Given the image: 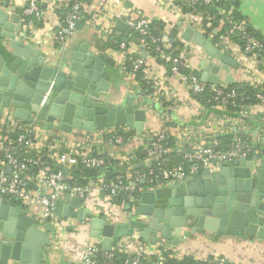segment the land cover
I'll return each instance as SVG.
<instances>
[{"label": "water", "instance_id": "obj_1", "mask_svg": "<svg viewBox=\"0 0 264 264\" xmlns=\"http://www.w3.org/2000/svg\"><path fill=\"white\" fill-rule=\"evenodd\" d=\"M84 24V18L78 20L76 29ZM21 26L19 13L0 8V44L7 47V54L0 51V112L12 111L22 121L42 120L48 130L64 133L84 130L87 135L113 126L142 131L144 109L133 102L111 106L100 98L108 82L101 74L102 60L89 51L87 42L72 53L69 62L54 65L41 49L14 38ZM114 28L122 32L125 23L118 19ZM181 38L200 46L216 61L200 62L202 82L217 85L219 70H223L227 72L224 82L234 83L229 70L238 63L231 51L218 49L188 26L182 29ZM143 56L147 58L148 52ZM244 87L238 85L240 90ZM101 171L108 178L114 173L106 168ZM28 184L37 188L31 181ZM12 200L0 196V264H44L43 254L52 243L55 226L50 222L38 225ZM125 207L130 209L131 204ZM137 207L127 222L113 223L94 215L80 197L67 193L54 202V213L71 218L76 210L89 236L106 252L121 238L134 234L143 242L169 240L172 245L180 242L181 233L264 239V157L259 166L246 158L227 159L217 170L195 171L182 181L144 191Z\"/></svg>", "mask_w": 264, "mask_h": 264}, {"label": "built area", "instance_id": "obj_2", "mask_svg": "<svg viewBox=\"0 0 264 264\" xmlns=\"http://www.w3.org/2000/svg\"><path fill=\"white\" fill-rule=\"evenodd\" d=\"M57 1L60 3L59 7L62 12L58 18L60 24L55 38L63 43L76 30V22L82 18L93 29L98 28L103 38H108L115 32L116 20L120 19L125 23L127 34L121 38L116 47L109 48L108 53L127 84L141 88L142 85L137 79V75L141 74L142 80L145 79L151 88V98L159 101L164 98L162 95L165 93L167 96L175 94L169 90L167 85L163 87L164 83L161 82V78L150 71L146 58L143 56L144 51L150 52L148 51L150 47L153 48L152 52L156 56L167 63L166 68L171 79L182 84L193 96L194 101H198L199 95L209 91L213 107L218 110L226 109L229 105L237 108L249 105L248 103L236 104L237 99L243 98L242 94L236 88L229 87L223 81L220 82V79L217 85L202 82L194 73L190 62L185 60L182 55L172 56L166 52L170 47L168 38L161 34H154L151 30L150 20L142 16L134 17L131 9L124 7L121 0ZM223 1L158 0L165 8L171 9L178 15L182 29L188 26L212 43L216 35L221 39L220 43L223 42L222 45L225 44V40L229 36L242 35L244 42L242 45H238L240 54L262 63L264 53L261 55L258 53V50L262 49L261 42L256 37L247 34V20L235 18L234 8L223 4ZM202 6L209 7L210 10L200 9ZM53 8L55 7L53 6ZM22 13L25 16L34 15L38 19H42L46 9L40 6L38 0H26L22 7ZM211 22L215 23L213 27ZM207 27H211V29L207 30ZM182 29L178 34L181 40H183L181 38ZM132 33L136 34L138 45L136 50L131 48ZM213 44L222 50L217 44ZM199 48L203 50L200 46ZM210 60L212 59L210 58ZM256 98L258 103L264 106V94L258 93ZM37 122L39 123V120L22 121L9 117L7 113H0V196L10 197L18 202L22 211L31 216L38 225L42 226L47 222L54 224L55 233L59 232L63 224L54 213V202L67 193L80 197L84 207H89L90 204L93 207L96 206L97 209H94L96 214L103 213L112 217L117 214L112 210L114 205H117L115 197H122L119 206L138 203L139 192L137 190L140 183L144 184L146 190H154L170 183L182 181L195 171L217 170L227 159L246 158L259 166L264 157V150L260 151L257 147H252L245 142L234 140L225 149L215 148L214 143L208 142L202 146L194 145L191 149L181 147L178 151L184 163L170 168H162L169 149L161 143L163 138L169 136L166 133L151 138L144 144V156L141 160L138 161L133 155L132 161L125 162L115 156H103L101 152L105 145L113 144L123 147L132 137L124 139L113 127H105L94 132L93 136L84 141L86 148L83 151L60 153L57 157L50 155L54 161L53 168H50V163L46 162L42 154L38 152L48 149V146L32 137ZM7 127L12 131H17L15 137L12 138L5 134ZM237 129V127H232L233 132H236ZM122 130L125 132L123 127ZM256 140L264 146V127L258 132ZM78 164L84 168H106L112 173L116 168L119 171L109 178H89L86 183L77 184L70 180V171ZM138 164L144 166L147 171L135 170V166ZM153 166H157L160 170L154 173ZM63 169L67 170V173ZM28 181L33 182L37 188L29 186ZM43 189H47L48 192H44ZM93 214L95 213L93 212ZM99 245H88L81 253V261L98 264L95 255L101 253L104 258L102 264H116L114 262L116 253L114 250L116 249L106 252ZM146 259L144 251H139L127 255L121 264H143ZM207 264H232V262L224 257H219L215 261H208Z\"/></svg>", "mask_w": 264, "mask_h": 264}, {"label": "crops", "instance_id": "obj_3", "mask_svg": "<svg viewBox=\"0 0 264 264\" xmlns=\"http://www.w3.org/2000/svg\"><path fill=\"white\" fill-rule=\"evenodd\" d=\"M40 6L46 9L42 19L36 16H25L22 13V7L26 0H0V8L8 12H17L21 15L22 26L16 37L26 43L33 45L42 50L46 60L54 65L67 63L71 60L72 53L77 50L84 42L89 45V51L99 57L103 62L102 76L108 82V89L101 92V99L111 106L126 104L133 102L140 108L144 109L146 118L143 122V129L137 133L134 128L123 127L125 132L133 131L132 139L126 142L123 147L110 144L105 145L107 156H115L117 159L128 162L132 161V156L136 155L137 150L144 149L149 139L168 133L172 137V150L180 154L178 149H191L194 145L202 146L208 142H212L215 148H219L218 141L215 138L232 135V143L234 140L245 142L252 147H257L260 151L264 150V146L260 145L257 140L258 132L264 127V106L258 102L249 104L232 110H218L210 105L202 104L192 99L190 92L186 90L182 84L173 81L170 77L168 69L157 62L154 56L148 52L146 63L150 71L161 78V82L169 88L175 95L167 96L159 101L151 98V88L148 84L146 88L136 85H129L125 82L123 76L114 65V61L108 53L109 48H114L112 41L117 42L118 38H122L127 34V29L121 32L114 30L108 38H103L98 28H92L86 22L81 29H76L67 39L65 43L55 38L60 24L61 9L57 0H38ZM60 2V1H59ZM124 7L130 8L134 17H145L150 20L154 29H158V24L162 28L158 29V33L166 36L171 42H178L179 55L190 62L194 71H201L200 62L206 60L205 64L210 60L204 50L192 42H186L179 39V31L182 26L179 25L180 19L178 15L171 9H167L158 0H121ZM229 6L235 10L236 16L247 20L248 25L257 36L264 41V0H226ZM53 6L55 8H53ZM55 9V10H53ZM98 27V26H97ZM216 34V33H215ZM131 48H138L136 34L132 33L130 37ZM221 39L216 35L213 43L217 44L222 50H231L232 57L236 58L238 66L230 68L229 73L234 78V83L227 84L229 87L235 84L244 86L257 87L264 81V59L262 63L249 56H242L238 44L231 42L230 39L225 40V44L220 43ZM228 48V49H227ZM7 47L0 44V51L6 53ZM241 55V56H240ZM261 59V58H260ZM226 71L219 70L220 82H224ZM200 78V73H199ZM225 83V82H224ZM239 89V88H238ZM240 90V89H239ZM9 114V117L17 119L12 111L7 109L0 112ZM38 123V122H37ZM121 127V126H120ZM232 127H237V131L233 132ZM17 131L6 128L5 134L13 137ZM96 134V133H95ZM94 133L86 135L84 130H75L72 133H64L57 129L48 130L46 123L39 120L34 126L32 137L46 143L48 149L38 151L45 158L46 162H52L53 158L60 153H72L83 151L86 146L84 141ZM231 144V143H230ZM229 144V145H230ZM228 145V146H229ZM226 146V148L228 147ZM105 148V149H104ZM171 148L168 152L172 151ZM167 152V153H168ZM50 162V163H51ZM118 168L113 172H118ZM113 173V175H115ZM138 187V203L131 205L130 209L124 206L114 205L113 211L115 216H107L103 213L95 212L96 206L90 204L93 208L94 215L104 218L106 221L113 223H124L128 221V214L137 213L140 195L146 190L144 184L140 183ZM159 187L156 189H160ZM145 189V190H144ZM48 192L47 189H43ZM102 195V194H101ZM14 205H19L14 199ZM67 202V201H66ZM107 216V217H106ZM62 227L58 233H51L52 243L45 248L43 254L44 264H73L81 261V253L88 245H99L100 242L91 238L88 234L89 228L85 223L77 219L76 210L71 218L59 217ZM181 240L177 245H172L169 240H161L160 242H143L138 238V234L131 237H123L119 244H112V250L117 249L119 254L125 257L130 254L144 251L147 259L144 263L155 264L166 262V256L172 259H179L183 256H189L195 261L205 262L215 261L216 258L224 257L232 262V264H264V239L252 238L249 236L215 237L213 234H180ZM100 246V245H99Z\"/></svg>", "mask_w": 264, "mask_h": 264}, {"label": "trees", "instance_id": "obj_4", "mask_svg": "<svg viewBox=\"0 0 264 264\" xmlns=\"http://www.w3.org/2000/svg\"><path fill=\"white\" fill-rule=\"evenodd\" d=\"M223 4L228 5L226 0L223 1ZM184 8L186 9V7H184ZM200 9H208V10H210L209 7H204V6H202ZM234 17L238 18V19L240 18L238 15L236 16L235 10H234ZM152 25L153 26H157L155 23H152ZM152 25H151L152 32L154 34H159L158 33V31H159L158 29L162 28V25L158 24V26H160V27H158V29H154ZM214 25H215V23L211 22V26L213 27ZM206 29L209 30V29H211V27H207ZM246 32H247V34L256 37L261 42L262 49L258 50V53L260 55L262 53H264V41L262 39H260L257 36V34L254 33V31L250 28L249 25L247 26ZM241 36L242 35L237 34V35H231L228 38L230 39L231 42H234L235 44H238V45H242L244 40H243V38ZM120 41H121V37L118 38L117 42L112 41L111 45L113 47H116L117 44ZM168 43H169L170 47H169V49L166 50V52L168 54L172 55V56L179 55V51L177 49V47L179 45L178 42H175V41L171 42L168 39ZM148 51H150L151 56H154V59H157V62L160 65H163L164 67L168 66L167 63H165L162 59H160L158 56H156V54L154 52H152L153 51L152 47L148 48ZM194 73L199 77L200 71H194ZM137 79L139 80L141 85L144 86V88H146L148 86L147 81L145 79L142 80L141 74L137 75ZM230 87L236 88L238 90V92L240 94H242V96H243L242 99L239 98V99H237L235 101L236 104H238V105L246 104V103L255 104V103L258 102V99L256 98V95L258 93L264 94V81L262 82V84H260V86H257V87L245 86L243 90H239L238 87L235 84H232ZM198 101L201 102L202 104L210 105L211 107H213V101L211 99V93L209 91H205L203 94L199 95L198 96ZM226 110L231 112L232 110L233 111L237 110V107H233V106L229 105V106H227ZM113 128L118 133H120L124 137V139H126L129 136H132V134H133V131H129L127 133L123 132L122 127H120V126H113ZM13 137H15V135ZM233 139H232V135L231 134L215 138V140H217L218 143H219L218 144L219 148H226V146H228L230 143H232L231 141ZM161 143L164 146L171 148V150H172V137L171 136L163 138L161 140ZM135 154H136L135 157L137 158L138 161L141 160L143 158V156H144V152H143V150L141 151V149L137 150L135 152ZM101 155L107 156L105 150H103L101 152ZM179 163H181V164L184 163V160L182 159L181 154H177L174 150H172V151H170V152H168L166 154L165 160H164V162L162 164V168H170V167H173L175 165H178ZM52 164H53L52 162L49 164L50 168L51 167L53 168ZM153 169H154V173H157L160 170V168H158L157 166H153ZM135 170L147 171V169L144 166L136 167ZM101 177L102 178H107L104 175V173L101 171V169L84 168L81 164H78L77 166L72 168L71 171H70V178H71L70 180L72 182H74V183H77V184H84V183L87 182V179H89V178L96 179V178H101ZM138 187H140V185H138ZM121 199H122V197H117V198L115 197L116 204H120L121 203ZM114 252H116L115 253V257H114V262L116 264H121L122 261L124 260L125 256L122 255V254H119L117 252V249L114 250ZM95 257H96V260H97L98 264H102L103 263V259L104 258L102 257L101 253L100 254H96ZM143 264H148V263H143ZM165 264H206V263L205 262H200V261H195V260L191 259L189 256H183L182 258H179V259H172L171 257L166 256Z\"/></svg>", "mask_w": 264, "mask_h": 264}]
</instances>
